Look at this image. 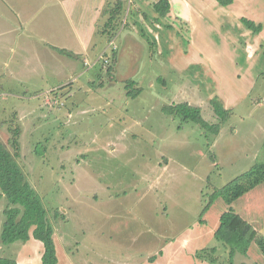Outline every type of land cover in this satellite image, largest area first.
<instances>
[{
  "label": "rangeland",
  "instance_id": "rangeland-1",
  "mask_svg": "<svg viewBox=\"0 0 264 264\" xmlns=\"http://www.w3.org/2000/svg\"><path fill=\"white\" fill-rule=\"evenodd\" d=\"M131 1L105 0L99 25L113 17L115 28L98 36L101 56L85 55L88 65L49 52L42 64L18 48L0 66V138L43 199L59 262L264 264L257 242L232 259L214 237L230 208L264 228V70L241 97L234 57L242 68L247 59L226 30L207 24L204 37L191 36L183 23L162 16L155 34L137 23ZM128 32L136 40L127 41ZM194 43L206 48L207 60ZM198 58L209 65L191 66ZM214 98L231 108L218 135L163 110L188 102L217 123ZM237 178L242 194L232 204L217 195L202 214ZM8 206L3 196L0 257L16 259L25 242L1 241Z\"/></svg>",
  "mask_w": 264,
  "mask_h": 264
},
{
  "label": "crops",
  "instance_id": "crops-1",
  "mask_svg": "<svg viewBox=\"0 0 264 264\" xmlns=\"http://www.w3.org/2000/svg\"><path fill=\"white\" fill-rule=\"evenodd\" d=\"M157 1L136 0L134 2L132 0L130 2L131 13L137 23L147 26L155 34L159 32V23L162 18L153 5ZM169 2L171 9L166 16H163V20L165 18L173 25L176 24L174 22L183 23L188 27L191 36L201 33L203 37L207 24H214L216 29L213 26V30L219 33L226 30L227 37L235 42L233 46L244 50V60L247 59L244 61L245 68L240 66L242 61L239 60L240 56L237 53L234 57L235 68H237L235 78L237 87L242 90L241 97L247 95L258 82L256 76L261 72L258 69L264 70V0H234L227 6L221 5L217 0H169ZM104 5L105 0H45L43 2L41 0H0V63L3 61L0 66L6 67L8 59L14 56L18 48L19 56H33L42 64H44L43 55L49 52V54H56L60 62L63 61L61 57L66 56L73 60H84V66L88 65V57L85 55L89 54L92 58L101 56V52L96 51V46L98 36L107 32L99 25L101 12L105 9ZM242 18L262 24L263 29L259 33L253 32L243 24ZM61 21L65 23V26L61 25ZM235 26L238 28L236 29ZM59 27L66 29V38L59 37L63 31ZM232 28L235 30L234 34L231 33ZM134 30H136L135 27ZM164 31L167 33L166 29ZM134 35L128 32L124 38L127 41H134L136 40ZM198 48L200 54L205 53L207 60L206 48L200 45ZM59 49H64L66 52H61ZM197 61L191 66L209 65L203 58H198ZM214 99L224 108L231 109L219 99ZM250 223L258 227L254 226L259 233L264 232L259 222L251 220ZM43 253V243L31 236L25 242L23 251L18 252L15 261L18 264H42ZM58 264L61 263L58 262ZM68 264L72 263L68 261Z\"/></svg>",
  "mask_w": 264,
  "mask_h": 264
},
{
  "label": "trees",
  "instance_id": "trees-1",
  "mask_svg": "<svg viewBox=\"0 0 264 264\" xmlns=\"http://www.w3.org/2000/svg\"><path fill=\"white\" fill-rule=\"evenodd\" d=\"M221 5L227 6L234 0H217ZM154 7L161 16H166L171 9L169 0H158ZM123 9V4L117 5V12ZM113 11V10H112ZM115 12V11H114ZM116 12V13H117ZM117 19V18H116ZM249 29L259 33L263 29L262 24H256L254 21L246 18L241 19ZM115 28V18H109L105 24L106 30L109 26ZM66 52L64 49H59ZM113 64L117 62L116 55L113 57ZM111 67V66H110ZM131 84V81L128 85ZM215 115L219 118L217 123H211L202 117L201 110L188 102L175 103L163 108L167 114L174 113L181 115L185 119L201 124L203 128L212 134L218 135L221 126L229 118L231 110L224 108L219 102L212 101ZM16 142V140L14 141ZM16 154L0 138V199L6 196L9 200V206L5 210L6 221L4 223L1 241L4 244H11L22 240L27 242L31 236L40 240L44 245L42 264H58L57 246L55 242V227L42 197L28 180L23 172ZM263 169V167H261ZM264 174V169L262 170ZM239 178L230 181L211 196L207 207L203 210L205 214L208 208L215 200V196L221 195L228 204L242 194L238 185ZM233 194V195H232ZM214 237L224 246L228 247L230 258L234 259L238 253L247 254L252 242H257L261 250L264 251V238L257 229L245 219L241 214L230 208L223 212L219 218V225L214 231ZM213 250L216 247H212ZM199 256L198 251L195 253ZM200 256L203 257L202 254ZM207 260L206 258H202ZM0 264H18L17 261L9 257H0Z\"/></svg>",
  "mask_w": 264,
  "mask_h": 264
}]
</instances>
